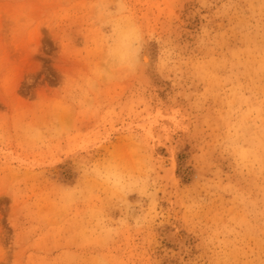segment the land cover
Listing matches in <instances>:
<instances>
[{
  "label": "rangeland",
  "instance_id": "obj_1",
  "mask_svg": "<svg viewBox=\"0 0 264 264\" xmlns=\"http://www.w3.org/2000/svg\"><path fill=\"white\" fill-rule=\"evenodd\" d=\"M89 2L0 0V264H264V0H130L171 62L94 90ZM50 113L65 133L37 149L20 125ZM142 152L159 178L152 223L103 244L57 189L76 160L136 166Z\"/></svg>",
  "mask_w": 264,
  "mask_h": 264
},
{
  "label": "clouds",
  "instance_id": "obj_2",
  "mask_svg": "<svg viewBox=\"0 0 264 264\" xmlns=\"http://www.w3.org/2000/svg\"><path fill=\"white\" fill-rule=\"evenodd\" d=\"M88 7L90 20L99 35L100 53L99 62L84 87L94 90L101 82L121 77L138 78L149 67L166 70L171 62L169 42L145 32L131 10L130 0H90ZM153 41L161 48V56L155 64L145 51ZM65 130L55 113L49 114L46 124L25 122L19 128L23 139L37 149L61 139ZM74 163L78 179L74 185L58 187L57 201L65 210L83 208L81 220L89 234L108 244L125 231H143L151 225L149 205L155 198L159 178L149 153L142 152L136 166L115 154ZM97 187L106 193L103 204L95 201ZM113 208L118 216L112 215ZM95 264L108 262L99 258Z\"/></svg>",
  "mask_w": 264,
  "mask_h": 264
},
{
  "label": "bare ground",
  "instance_id": "obj_3",
  "mask_svg": "<svg viewBox=\"0 0 264 264\" xmlns=\"http://www.w3.org/2000/svg\"><path fill=\"white\" fill-rule=\"evenodd\" d=\"M146 54H147V52H146ZM181 235V234H180ZM179 236V235H178ZM170 237V236H169ZM173 237V236H172ZM183 238V237H182ZM172 239V238H171ZM184 239V238H183ZM178 241V240H177Z\"/></svg>",
  "mask_w": 264,
  "mask_h": 264
}]
</instances>
